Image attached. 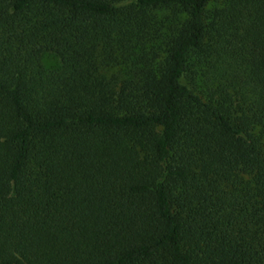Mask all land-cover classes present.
Segmentation results:
<instances>
[{"label": "trees", "instance_id": "obj_1", "mask_svg": "<svg viewBox=\"0 0 264 264\" xmlns=\"http://www.w3.org/2000/svg\"><path fill=\"white\" fill-rule=\"evenodd\" d=\"M0 264H264V0H0Z\"/></svg>", "mask_w": 264, "mask_h": 264}]
</instances>
